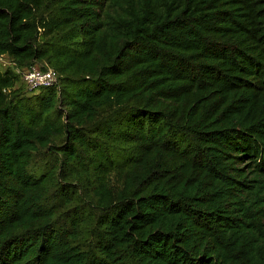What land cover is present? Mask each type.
Here are the masks:
<instances>
[{
    "label": "trees",
    "instance_id": "obj_1",
    "mask_svg": "<svg viewBox=\"0 0 264 264\" xmlns=\"http://www.w3.org/2000/svg\"><path fill=\"white\" fill-rule=\"evenodd\" d=\"M4 55L0 264H264V0H0Z\"/></svg>",
    "mask_w": 264,
    "mask_h": 264
},
{
    "label": "built area",
    "instance_id": "obj_2",
    "mask_svg": "<svg viewBox=\"0 0 264 264\" xmlns=\"http://www.w3.org/2000/svg\"><path fill=\"white\" fill-rule=\"evenodd\" d=\"M23 80L29 90L49 88L58 80V73L53 68L41 69L33 67L22 71Z\"/></svg>",
    "mask_w": 264,
    "mask_h": 264
},
{
    "label": "rangeland",
    "instance_id": "obj_3",
    "mask_svg": "<svg viewBox=\"0 0 264 264\" xmlns=\"http://www.w3.org/2000/svg\"><path fill=\"white\" fill-rule=\"evenodd\" d=\"M10 65H13V63H12V61L7 57V56H2V57H0V66L3 68V67H6V66H10ZM19 72H21V74H22V71L23 70H18ZM22 80H23V76H22ZM23 83L25 84V82H24V80H23ZM26 85V84H25ZM26 89L27 90H29L28 88H27V86H26ZM43 89H45V88H37V89H35L34 91H30V92H28L27 94H31V95H40L41 94V92L43 91Z\"/></svg>",
    "mask_w": 264,
    "mask_h": 264
}]
</instances>
